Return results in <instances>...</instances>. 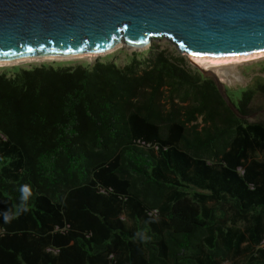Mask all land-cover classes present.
I'll use <instances>...</instances> for the list:
<instances>
[{"label":"trees","instance_id":"obj_1","mask_svg":"<svg viewBox=\"0 0 264 264\" xmlns=\"http://www.w3.org/2000/svg\"><path fill=\"white\" fill-rule=\"evenodd\" d=\"M230 103L165 51L0 73V264H264V77Z\"/></svg>","mask_w":264,"mask_h":264},{"label":"water","instance_id":"obj_2","mask_svg":"<svg viewBox=\"0 0 264 264\" xmlns=\"http://www.w3.org/2000/svg\"><path fill=\"white\" fill-rule=\"evenodd\" d=\"M168 37L193 59L264 51V0H0V62L148 47ZM214 77L230 103L218 73Z\"/></svg>","mask_w":264,"mask_h":264},{"label":"rangeland","instance_id":"obj_3","mask_svg":"<svg viewBox=\"0 0 264 264\" xmlns=\"http://www.w3.org/2000/svg\"><path fill=\"white\" fill-rule=\"evenodd\" d=\"M158 51H165V53L173 61H177L186 69H189L194 73L201 74L202 77H205L198 69L197 64L191 59V57L188 54L180 52L177 46L166 36L155 38L154 40H152V43L145 48H130L125 45H119L111 51L96 55L93 58L83 56L74 58L65 57L43 61L34 60L17 64H5L3 66L0 65V73L6 72L7 74L11 75L15 72V67L33 68L42 64H51L54 66H77L96 60L113 61L118 66H124L125 64L131 62L134 56L137 59L145 60L154 52ZM235 70L241 76L240 81H222L224 84V91L227 93L228 97L232 102L238 103L243 90H245L249 85H252L257 76L264 77V55H260L259 57L247 58L246 60L239 62L238 64H236ZM252 118H264V110L260 111V113L254 114ZM229 263L230 262L228 261L225 262V264Z\"/></svg>","mask_w":264,"mask_h":264},{"label":"bare ground","instance_id":"obj_4","mask_svg":"<svg viewBox=\"0 0 264 264\" xmlns=\"http://www.w3.org/2000/svg\"><path fill=\"white\" fill-rule=\"evenodd\" d=\"M121 45V44H119ZM118 45V46H119ZM117 47V46H116ZM114 47V48H116ZM112 48V49H114ZM132 48V47H130ZM111 49V50H112ZM108 50L107 52L111 51ZM106 53V52H103ZM102 53H80V54H75V55H67V56H35V57H28V58H21L18 60H8V61H2L0 62V65H5V64H17V63H23V62H29V61H43V60H49V59H56V58H74V57H89L93 58L96 55H99ZM260 55H264V51L258 52L254 55L248 56V57H243V58H233V59H228V60H221V61H203V60H198V59H193L191 58L197 65H201L205 68H210L216 71L219 75V77L225 81L232 82L234 80H241L240 74L237 73L235 70L236 64L239 62L246 60L247 58H252V57H259ZM191 57V56H190Z\"/></svg>","mask_w":264,"mask_h":264}]
</instances>
